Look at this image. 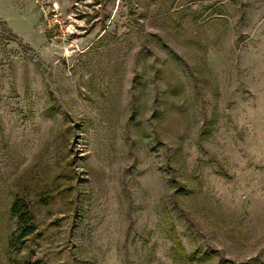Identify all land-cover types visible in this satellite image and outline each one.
<instances>
[{
    "label": "rangeland",
    "instance_id": "374dc122",
    "mask_svg": "<svg viewBox=\"0 0 264 264\" xmlns=\"http://www.w3.org/2000/svg\"><path fill=\"white\" fill-rule=\"evenodd\" d=\"M0 264H264V0H0Z\"/></svg>",
    "mask_w": 264,
    "mask_h": 264
},
{
    "label": "trees",
    "instance_id": "16d2710c",
    "mask_svg": "<svg viewBox=\"0 0 264 264\" xmlns=\"http://www.w3.org/2000/svg\"><path fill=\"white\" fill-rule=\"evenodd\" d=\"M210 125H213V120L210 121ZM10 210L12 214L17 218V228L15 232V237L19 240L23 237H27L33 234H36V226L33 222V216L31 214V208L29 203L19 197L16 196L10 206ZM173 241L175 243V247L179 250V252H183L181 244L178 242L177 238L172 234ZM22 244H25L24 241H21Z\"/></svg>",
    "mask_w": 264,
    "mask_h": 264
}]
</instances>
